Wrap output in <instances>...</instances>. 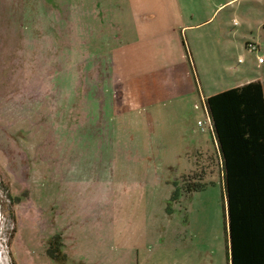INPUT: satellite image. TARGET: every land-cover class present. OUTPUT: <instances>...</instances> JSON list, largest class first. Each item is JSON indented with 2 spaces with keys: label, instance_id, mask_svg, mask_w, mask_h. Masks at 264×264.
<instances>
[{
  "label": "rangeland",
  "instance_id": "obj_1",
  "mask_svg": "<svg viewBox=\"0 0 264 264\" xmlns=\"http://www.w3.org/2000/svg\"><path fill=\"white\" fill-rule=\"evenodd\" d=\"M143 1L145 11L160 14L163 32L162 25L182 29L212 15L196 31H220L223 19L236 25L235 5L214 13L227 0H177L180 9L171 0H0V264H207L200 255L185 258L182 247H143L182 237L187 185L216 183L218 215L226 218L227 205L208 109L199 126L209 146L193 152V167L184 170L179 155L155 144L149 100L118 81L120 46L136 40L132 13ZM186 30L166 40L193 41ZM156 77L162 87L171 78ZM176 185L182 193L173 201ZM57 239L66 257L49 254ZM216 259L228 264L226 252Z\"/></svg>",
  "mask_w": 264,
  "mask_h": 264
},
{
  "label": "crops",
  "instance_id": "obj_2",
  "mask_svg": "<svg viewBox=\"0 0 264 264\" xmlns=\"http://www.w3.org/2000/svg\"><path fill=\"white\" fill-rule=\"evenodd\" d=\"M171 1L174 2L172 6L176 5L177 0ZM227 4L236 7L232 16L236 25L231 26L230 20L223 19L220 31L210 30L209 34V30H196L206 26L202 24L210 22L213 15L198 23L185 25L182 29L178 24L162 25L166 29L163 32L157 28L160 14L157 15L153 10L145 11L147 9L144 8L143 1V10L136 9L132 13L136 40L122 42L120 46L122 56L119 59L118 81L129 92L135 91L138 100H149L150 103L144 107H148L146 119L150 130L156 128L159 133L155 144H159L160 151L166 155H179L185 162L184 170L193 167L190 159L193 152L207 150L210 143L201 134L199 126V121L206 117V99L218 92L255 80L262 81L264 88V61L259 60L261 56L264 58V0H227L220 3L214 13L223 10L221 8ZM245 5L246 10L243 9ZM176 6L180 9L178 3ZM178 14L183 13L178 10ZM185 28L186 32L191 30L194 33L193 41L177 43L173 41L174 38L171 41L166 40L167 33L183 32ZM222 34L225 39H221ZM156 37L162 43L154 41ZM250 43H255L257 49H249ZM112 73L111 76L117 74L115 65ZM156 76L171 78L165 81L166 87H162L159 83L162 81L158 82ZM224 76L240 77L233 80ZM201 99L205 104L204 112ZM212 133L216 139L215 132ZM156 152L154 148L153 154ZM215 184H209L190 194L182 237L179 233L174 241H170L159 236L143 246L146 247L144 251L150 249L167 252L182 247L185 258L200 255L207 259V264H218L216 257L226 252L228 264H231L227 205L225 202L226 218L218 215L222 212L221 197ZM222 198L225 200L224 194ZM257 218L253 239L256 246L257 243L262 244L263 252L259 256L264 258V208L258 209ZM143 247L139 244L135 246L139 262L140 249Z\"/></svg>",
  "mask_w": 264,
  "mask_h": 264
},
{
  "label": "trees",
  "instance_id": "obj_3",
  "mask_svg": "<svg viewBox=\"0 0 264 264\" xmlns=\"http://www.w3.org/2000/svg\"><path fill=\"white\" fill-rule=\"evenodd\" d=\"M224 166L231 264H264L262 244L253 239L258 209L264 208V88L260 80L206 99ZM207 184L187 185L192 193ZM176 185L172 200L181 195ZM171 200V201H172ZM171 210V209H170ZM59 238V237H58ZM57 239L52 257H66ZM260 255V256H259Z\"/></svg>",
  "mask_w": 264,
  "mask_h": 264
},
{
  "label": "built area",
  "instance_id": "obj_4",
  "mask_svg": "<svg viewBox=\"0 0 264 264\" xmlns=\"http://www.w3.org/2000/svg\"><path fill=\"white\" fill-rule=\"evenodd\" d=\"M249 49H251V50H256L257 49V45L255 44V43H250L249 44ZM259 60L261 61V62H263L264 61V58L261 56V57H259ZM199 124L201 125V126H206V123H204V121H202V120H200L199 121ZM208 124L210 125V128H212L213 129V125H212V122H211V119L208 117ZM203 130L205 129V127H203L202 128Z\"/></svg>",
  "mask_w": 264,
  "mask_h": 264
}]
</instances>
